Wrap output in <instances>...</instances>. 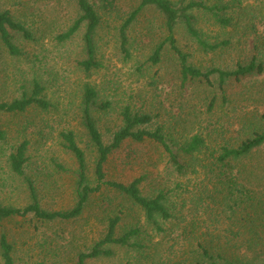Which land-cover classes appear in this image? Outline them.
Segmentation results:
<instances>
[{"label":"rangeland","instance_id":"1","mask_svg":"<svg viewBox=\"0 0 264 264\" xmlns=\"http://www.w3.org/2000/svg\"><path fill=\"white\" fill-rule=\"evenodd\" d=\"M94 5L101 26L95 36L100 68L85 74L78 66L83 59L82 28L64 42L56 37L64 33L77 16L73 0H0V12L8 11L15 21L32 34L31 41L12 34L22 52L9 56L0 44V103H10L30 90L36 79L44 88L50 104L47 112L31 108L23 114L0 115L5 141L0 143V205L23 209L31 202L28 182L35 190L42 209L65 211L75 202L77 164L65 149L61 132H72L85 153L87 176L95 183L97 154L89 143L81 123L83 87H92L98 103L109 108L94 114L103 141L110 143L121 126V112L149 115V130L162 128L167 145L178 152L194 136L204 144L191 158L184 160L185 172L179 175L168 162L164 150L152 141H125L109 156L104 171L109 181L129 184L141 178L143 196L152 198L162 192L172 218L160 222L161 232L146 224L143 212L128 199L109 188L92 195L82 215L71 221L42 223L31 216L0 222V235L13 245L14 264H76V256L86 252L106 232L107 222L120 217L117 235L132 228L141 231V251L111 246L112 258H99L86 264H191L200 245L209 239L214 247L234 249L248 237L247 216L228 218L220 195L213 155L221 141L218 132L232 136L234 113L221 105V91L202 80L181 85L179 62L165 42L167 32L162 15L145 7L127 28L126 52L121 50L119 30L138 7L139 0H89ZM185 6L190 0H169ZM219 9V16L230 26L215 23L210 14L193 12L196 28L210 44L229 41L230 45L204 53L185 34L181 25L174 32L177 47L187 56V63L205 72L212 68L230 70L237 62H246L252 54L253 27L262 30L264 0H201ZM163 44L159 61L152 55ZM259 79L245 81L253 86ZM239 89L235 85L228 91ZM215 99V108L209 107ZM264 112V108H261ZM222 126V128H219ZM23 141H28L23 176L10 170L8 156ZM258 153L242 165L246 174L261 162ZM255 171V168L253 169ZM185 235L178 238L180 230ZM231 251V250H229ZM0 264L3 261L0 257Z\"/></svg>","mask_w":264,"mask_h":264},{"label":"trees","instance_id":"2","mask_svg":"<svg viewBox=\"0 0 264 264\" xmlns=\"http://www.w3.org/2000/svg\"><path fill=\"white\" fill-rule=\"evenodd\" d=\"M76 5L77 16L68 29L56 37L57 41L64 42L74 36L82 28L84 29L83 59L78 63L79 68L89 74L91 71L100 68L96 55L95 36L101 26L100 17L93 4L89 0H73ZM111 0H104V8L111 4ZM145 7L155 8L163 17V25L167 32L165 42L170 50L176 55L179 62V73L181 85L202 80L209 86H214L212 81L221 91L220 103L223 107H231L234 113V124L232 136L227 138L224 133L218 132L221 141L218 145L216 155H213V162L217 168L216 176L220 195L226 216L232 219L240 215L247 216L245 224L248 226V237L242 246L234 249H225L223 246L214 247L205 241L206 245H200L199 252L191 264H264V24L262 30L257 31L253 27L252 54L246 62H237L230 70L212 68L205 72L187 63V56L177 47L173 37L175 29L181 25L185 34L204 53L215 52L218 49L228 47L229 41L210 44L204 40L200 31L196 28L193 12L210 14L215 23L222 27L230 26V21L219 16V9L215 6H208L201 0H190L185 6H176L169 0H139L138 7L124 21L119 30L121 50L127 56L125 49L127 28L134 22L138 14ZM20 35L24 40L31 41V32L20 22L15 21L8 11L0 12V44L4 51L11 57H19L22 52L14 44L12 34ZM163 44L158 45L152 55V61H159ZM259 79L253 86H246L244 83L250 79ZM231 85L237 86L236 90L226 91ZM44 88L33 79L30 83L28 93L24 92L18 99L10 103H0V115L23 114L31 108L47 112L50 109L49 102L45 99ZM215 99L209 107L215 108ZM109 108L108 103H98L96 91L89 85H85L81 99V123L89 138V143L97 154L94 176V185L90 184L87 176L85 153L79 148L72 132H61L60 138L64 142L65 149L71 153L77 164L75 202L71 209L65 211H47L42 209L37 199L35 190L30 182L31 202L23 209L4 207L0 205V222L15 217L25 218L31 216L36 221L51 223L54 221H71L78 219L92 195L98 193L102 188H109L119 195L128 199L142 212L147 225L155 232H161L160 222L172 218L169 211L166 196L159 192L156 196L148 198L142 195L140 184L142 179L138 178L129 184L109 181L106 178L104 166L109 156L117 151L125 141L137 143L146 140L158 144L168 157V162L179 175L185 172L184 160L191 158L200 150L204 141L194 136L189 142L182 145L178 152L166 143V137L162 128L149 130L152 119L149 115L132 114L128 108L121 112V126L113 133L110 143L103 141L102 135L97 127L94 114L105 111ZM219 128H222L220 126ZM5 141V133L0 127V143ZM28 141H23L16 147L13 153L8 156L10 170L16 175L23 176V168L27 161ZM261 153V162L253 166L249 174H246L242 165L247 159L255 154ZM120 217L115 216L107 222L106 232L102 238L93 244L86 252L76 256V264H86L87 261L99 258H112L114 251L111 246L141 251L144 245L139 243L141 231L132 228L122 235H117V227ZM184 230H180L177 237L184 236ZM14 247L8 241L5 234L0 235V257L3 264H14ZM45 264V263H35Z\"/></svg>","mask_w":264,"mask_h":264}]
</instances>
